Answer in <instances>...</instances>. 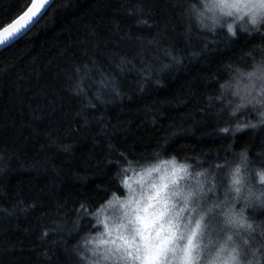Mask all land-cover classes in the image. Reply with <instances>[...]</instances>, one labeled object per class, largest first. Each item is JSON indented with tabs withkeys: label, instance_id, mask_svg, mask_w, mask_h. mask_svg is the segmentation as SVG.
Returning <instances> with one entry per match:
<instances>
[{
	"label": "trees",
	"instance_id": "1",
	"mask_svg": "<svg viewBox=\"0 0 264 264\" xmlns=\"http://www.w3.org/2000/svg\"><path fill=\"white\" fill-rule=\"evenodd\" d=\"M203 1L55 0L0 51V264H85L124 173L166 161L223 207L239 169V255L264 264V23L212 27Z\"/></svg>",
	"mask_w": 264,
	"mask_h": 264
},
{
	"label": "rangeland",
	"instance_id": "2",
	"mask_svg": "<svg viewBox=\"0 0 264 264\" xmlns=\"http://www.w3.org/2000/svg\"><path fill=\"white\" fill-rule=\"evenodd\" d=\"M260 3L261 0H204L203 15L200 17L203 19L205 15V20L212 27L217 26L216 20L227 30L229 24L245 28V25L248 27L251 23L252 12L247 7L241 12L238 8H223V5L246 6ZM253 11L261 16L264 9L257 8ZM229 12L232 15H228ZM244 18L247 21L241 23ZM257 18L260 21L258 23H264V18ZM233 177L240 180L235 186L239 189L238 192L233 190ZM122 184L125 196L109 202L98 214L99 232L84 245L85 264H142L136 258L135 247L126 245L121 237L131 238L135 235V230L143 228L145 223L150 224L148 231L153 236L154 230H159L162 236L174 237L166 245L174 250L166 253L161 264H184L182 249L195 230L197 221L200 222V228L193 237V259L190 264H216L218 256L223 259L229 253L234 257L233 264H246L239 255L240 246L236 242L240 232L247 226L243 216L244 209L238 208L240 203L243 206L246 193L236 171L230 177L227 194L231 197L227 199L228 203L224 207L216 203L206 205L203 179L174 161L128 170L123 175ZM161 211L164 215L151 224L156 214ZM137 217H141V220ZM226 220H230V223H226ZM229 236L231 240H228ZM136 240L139 242L138 236ZM222 246L226 248L224 253L220 251Z\"/></svg>",
	"mask_w": 264,
	"mask_h": 264
},
{
	"label": "snow or ice",
	"instance_id": "3",
	"mask_svg": "<svg viewBox=\"0 0 264 264\" xmlns=\"http://www.w3.org/2000/svg\"><path fill=\"white\" fill-rule=\"evenodd\" d=\"M47 2L48 0H43V2L39 5L33 3L32 8H29L28 12H26L24 16L28 17V21H30L32 17L35 16L45 4H47ZM261 4L264 5V0H261ZM29 13L31 15H29ZM20 19L23 20L24 17L22 16ZM28 21H25L24 25H21L20 22L17 21L15 24L3 28L2 33H0V46H8L18 38V35H23L24 32L22 29L25 28V25L28 23ZM238 172L239 170H237V173ZM173 183H175V181H173ZM234 183L239 184L240 180L235 178ZM157 196H159V193H157ZM163 215L164 213L162 211L156 214L155 219H153L150 223H156V221ZM137 219L141 220V217H137ZM149 227L150 224L145 223L143 228H138L135 230V235H133L131 238L121 237V239L125 241L126 245L135 247L137 252L136 258L140 259L142 264H161L162 260L166 256V253L168 251L174 250L172 248L166 247V245H168L174 239V237L171 235L167 237L162 236L159 230H154L155 235L153 236L152 232L148 231ZM199 228L200 222L197 221L195 230H193L191 235L188 237V242L182 249V259L184 264H190L193 259V237H195L196 231L199 230ZM137 236L139 237V242L136 240Z\"/></svg>",
	"mask_w": 264,
	"mask_h": 264
},
{
	"label": "clouds",
	"instance_id": "4",
	"mask_svg": "<svg viewBox=\"0 0 264 264\" xmlns=\"http://www.w3.org/2000/svg\"><path fill=\"white\" fill-rule=\"evenodd\" d=\"M244 7H247L249 11L252 12V15L250 16V22L253 25H257L258 24V18L256 15V12L253 11L254 9H264V5H262L261 3L259 5H254V4H248L246 6H241V5H237V4H224L223 8H238L241 12L244 11ZM228 15H232L231 12L228 13ZM261 16H264V12H261ZM233 30V26L231 24L228 25V31L232 32ZM239 169H236V172ZM259 179L261 183H264V173H258ZM234 179L235 177H233V181H232V185H233V190L235 191H239L238 188H236L235 186L237 185L236 183H234ZM202 219V217H201ZM226 223H230V220H226ZM228 240H231V236L228 237ZM221 253L226 252V248L224 246L221 247ZM233 259L234 257L229 253L228 255H226L223 259H221L219 256L217 258V262L216 264H233Z\"/></svg>",
	"mask_w": 264,
	"mask_h": 264
},
{
	"label": "water",
	"instance_id": "5",
	"mask_svg": "<svg viewBox=\"0 0 264 264\" xmlns=\"http://www.w3.org/2000/svg\"><path fill=\"white\" fill-rule=\"evenodd\" d=\"M55 0H48L47 4L44 5L43 8L40 9V11L32 17V19L30 21H28V17L24 16V14L26 12H28L29 8H32L33 3L39 5L43 2V0H31V2L29 3V5L27 6V8L21 13L19 14L15 19H13L11 22H9L8 24H6L5 26H3L2 28H0V33H2L3 28L8 27L10 25L15 24L17 21L20 22L21 25L25 24V21H28V23L25 25V28L22 29V31L24 32L23 35H18V38L15 39L11 44H13L14 42H16L18 39H20L21 37H23L24 35H26L38 22L39 20L42 18V16L46 13V11L49 9V7L53 4ZM29 15H31L29 13ZM24 17L23 20H21V17ZM10 44V45H11ZM9 46V45H8ZM8 46H0V51H2L4 48L8 47Z\"/></svg>",
	"mask_w": 264,
	"mask_h": 264
}]
</instances>
